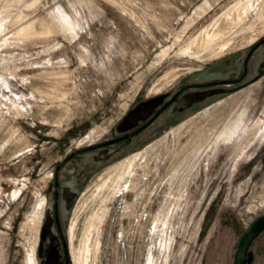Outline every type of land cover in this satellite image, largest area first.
<instances>
[{
  "label": "rangeland",
  "instance_id": "1",
  "mask_svg": "<svg viewBox=\"0 0 264 264\" xmlns=\"http://www.w3.org/2000/svg\"><path fill=\"white\" fill-rule=\"evenodd\" d=\"M262 215L264 0H0V264H235Z\"/></svg>",
  "mask_w": 264,
  "mask_h": 264
},
{
  "label": "water",
  "instance_id": "2",
  "mask_svg": "<svg viewBox=\"0 0 264 264\" xmlns=\"http://www.w3.org/2000/svg\"><path fill=\"white\" fill-rule=\"evenodd\" d=\"M264 230V215L255 219L247 228L243 237L239 239V243L234 256L235 264H249L251 256L247 252L250 243L256 236Z\"/></svg>",
  "mask_w": 264,
  "mask_h": 264
},
{
  "label": "crops",
  "instance_id": "3",
  "mask_svg": "<svg viewBox=\"0 0 264 264\" xmlns=\"http://www.w3.org/2000/svg\"><path fill=\"white\" fill-rule=\"evenodd\" d=\"M251 244H252V242L250 243V245H249V247H248V250H247L248 252L250 251V246H251Z\"/></svg>",
  "mask_w": 264,
  "mask_h": 264
}]
</instances>
